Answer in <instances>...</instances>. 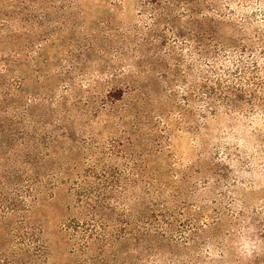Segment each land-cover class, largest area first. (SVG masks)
<instances>
[{
	"label": "trees",
	"instance_id": "obj_1",
	"mask_svg": "<svg viewBox=\"0 0 264 264\" xmlns=\"http://www.w3.org/2000/svg\"><path fill=\"white\" fill-rule=\"evenodd\" d=\"M103 1L58 49L56 0H0L5 257L32 254L29 212L64 187L99 264H264V197L238 185L264 178V0Z\"/></svg>",
	"mask_w": 264,
	"mask_h": 264
},
{
	"label": "rangeland",
	"instance_id": "obj_2",
	"mask_svg": "<svg viewBox=\"0 0 264 264\" xmlns=\"http://www.w3.org/2000/svg\"><path fill=\"white\" fill-rule=\"evenodd\" d=\"M76 0H56L55 9L59 11L69 12L70 16L66 23H56L55 34L58 36L56 42V48L64 49L68 47V37H80V32L82 28H94L95 24L100 22V20L105 17V15L115 10L103 0H82L77 3ZM124 11L121 13L123 17L122 20H126V14L128 6L123 7ZM109 12V13H110ZM111 14V13H110ZM65 15V14H63ZM63 17V16H62ZM117 17H120L117 15ZM260 17V15H258ZM74 20V21H73ZM116 21H120L115 18ZM74 22V23H73ZM70 26V24H72ZM100 26V25H98ZM88 63V62H87ZM92 63H89L90 67ZM219 125L217 123V127ZM178 133H181L180 131ZM182 140V139H181ZM185 142L183 141V144ZM253 148H256L254 145ZM245 158H243L244 160ZM245 163V162H244ZM264 166V165H263ZM231 166H222L221 173H225ZM259 182H252L251 186L248 183L250 180V175L245 174V180L243 183H238L243 187H247L246 199L242 201L243 204H247L250 207L257 206L261 198L264 197V178ZM71 195L66 192V189H54L52 195L46 196L44 194L35 206L30 210L28 218L31 223L39 228V231H35V235L38 237V242L32 243L31 255L29 257H21L18 262H13L5 254L9 252L8 245L9 241L4 237V233L10 230V225H7L6 221H0V264H81L82 259L85 260L87 264H99L100 261L96 259L97 251L94 245L90 244L88 246V252H85L87 256L77 248V244L73 242L71 238L67 236L69 233L65 232L62 227V222L67 215H71L72 212L66 208V205L71 201ZM255 217L254 215H251ZM13 223V221H11ZM250 235L252 238L264 240V232L260 231L256 227L252 226L250 228ZM261 240V241H262ZM41 245L42 247H39ZM37 248H42L41 251ZM195 250L191 249V252ZM245 253H249L248 250H244ZM219 258L217 254V259ZM144 259L132 258L130 264H147ZM121 264L120 262H117Z\"/></svg>",
	"mask_w": 264,
	"mask_h": 264
}]
</instances>
